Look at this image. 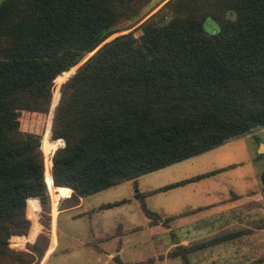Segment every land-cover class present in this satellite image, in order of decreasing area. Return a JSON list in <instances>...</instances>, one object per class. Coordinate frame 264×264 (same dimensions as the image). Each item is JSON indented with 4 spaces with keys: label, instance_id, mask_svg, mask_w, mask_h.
Segmentation results:
<instances>
[{
    "label": "trees",
    "instance_id": "obj_1",
    "mask_svg": "<svg viewBox=\"0 0 264 264\" xmlns=\"http://www.w3.org/2000/svg\"><path fill=\"white\" fill-rule=\"evenodd\" d=\"M152 1L0 0V264H30L50 242L41 232L29 250L8 245L11 235L33 239L38 231L27 200L36 198L45 215L51 209L47 168L55 188L72 189L67 200L75 204L264 127V0H166L139 23V34L106 40L139 21ZM52 107L42 135L14 125L15 113ZM261 180L264 187V167ZM136 195L157 223L144 193ZM201 245L169 254L191 264L188 253Z\"/></svg>",
    "mask_w": 264,
    "mask_h": 264
},
{
    "label": "crops",
    "instance_id": "obj_2",
    "mask_svg": "<svg viewBox=\"0 0 264 264\" xmlns=\"http://www.w3.org/2000/svg\"><path fill=\"white\" fill-rule=\"evenodd\" d=\"M231 139L233 138L208 151L228 145ZM259 148L260 145L256 149L258 162L252 177L244 175L241 180H235L230 176L221 178L216 174L209 175L206 176L208 186H203L199 192L189 193L185 191L187 185H196L198 180L193 175H185L166 184L151 186L145 191L137 190L128 197L109 201L125 199L110 206L116 207V210L108 220L99 214L102 210L100 206L104 203L97 208L77 212L75 215H86L91 210L95 212V216H89L90 224L81 228L75 239L79 245L90 249L91 260L99 264H183L179 255H170L169 252L177 245L192 246L202 243L203 245L188 253L191 264H264V187L261 180L264 152H259ZM181 180L185 181L160 189H176L175 206L158 210L149 207L146 197L156 192L149 191ZM68 188L69 194L60 196L63 202L61 211L82 207L85 197L90 195L80 196L77 203L69 204L67 199L72 189ZM137 193H144L147 208L159 216L157 223H149L141 209ZM31 199L38 203L36 198ZM105 208L107 207L103 209ZM58 232L57 222L55 238L50 237L52 252L47 259L58 250Z\"/></svg>",
    "mask_w": 264,
    "mask_h": 264
},
{
    "label": "rangeland",
    "instance_id": "obj_3",
    "mask_svg": "<svg viewBox=\"0 0 264 264\" xmlns=\"http://www.w3.org/2000/svg\"><path fill=\"white\" fill-rule=\"evenodd\" d=\"M165 1L166 0H153L150 5L142 12L139 21L129 28L114 32L106 40L117 34L128 31H132L135 35L139 34V23L151 13L156 11ZM229 15L233 16L232 13H229ZM205 27L209 31L212 29L215 30L216 23L211 19H207ZM93 52L94 51L89 53L85 58L74 65L73 68H70L66 74H62V77L59 78L55 83L53 92H56L57 89L59 90L61 82H63ZM52 110L53 107L48 113H15L14 125L25 130L37 131L42 135L48 123L50 128ZM48 137L50 139V134L45 138L46 144L49 145ZM62 144V140L57 141L56 147L53 149L52 153L47 155V157L44 155V161L48 158L51 160L54 150ZM258 145H260L259 152H264L263 126L254 127L245 135L231 139L228 145L216 148L213 151H204L198 155L183 159L182 161L169 165L163 169L144 173L136 177L133 181L122 182L116 186H111L93 194L87 195L82 207L75 209H65L63 211H61L63 202L60 196L67 195V193H69V188H67L65 191L55 188L51 171L49 168H47L45 171V177L47 182L46 185L48 184L47 188L49 191L50 203L57 200L56 207H53L54 209H48L46 212L47 215H45L39 203L34 200H32V202L27 200L25 210L26 216L30 219L31 224L33 221L39 224L38 231L36 232L33 239H29L28 234L11 235L8 239V245L11 248L18 250H29L27 243L33 242L36 236L41 232L47 233L49 237L54 236L53 238H55L56 225L58 222V250L47 259V256L52 252V245L49 247L48 244L43 255L38 256L35 254L34 260L30 264H99L91 260L92 253L90 249L79 245L78 241L75 239L81 228L88 227L90 224L89 216H95V212L90 210L86 215H75L77 212H83L85 209L97 208L102 203L114 201L120 197H128L137 190L145 191L151 186H159L162 183L166 184L174 178H182L185 175L197 176L198 180V183H195L196 185L192 183L187 185L185 191L189 193L199 192L203 189V186H208L209 181L206 179V176L209 175L211 176L216 174L221 178L230 176L231 179L234 178L235 180H241L244 175L252 177L254 174L255 164L258 162L256 159V149ZM180 188H182V186ZM50 189L53 190V192H51ZM175 190V188L168 189L166 191L157 190L152 195H148L146 197V202L149 207L156 210L161 209L162 207L166 208L175 206ZM53 205L55 204L53 203ZM115 210L116 207H107L105 209L102 208L99 214H101L105 220H108L109 216H111ZM50 211L51 215L48 213ZM140 214L141 213H139V216H142ZM42 222H47V224L43 225ZM15 264L18 263L15 262Z\"/></svg>",
    "mask_w": 264,
    "mask_h": 264
},
{
    "label": "built area",
    "instance_id": "obj_4",
    "mask_svg": "<svg viewBox=\"0 0 264 264\" xmlns=\"http://www.w3.org/2000/svg\"><path fill=\"white\" fill-rule=\"evenodd\" d=\"M53 203H54L55 205H53ZM56 205H57V200L51 202V208H52V209H54L53 207H56Z\"/></svg>",
    "mask_w": 264,
    "mask_h": 264
},
{
    "label": "water",
    "instance_id": "obj_5",
    "mask_svg": "<svg viewBox=\"0 0 264 264\" xmlns=\"http://www.w3.org/2000/svg\"><path fill=\"white\" fill-rule=\"evenodd\" d=\"M63 141V140H62Z\"/></svg>",
    "mask_w": 264,
    "mask_h": 264
}]
</instances>
